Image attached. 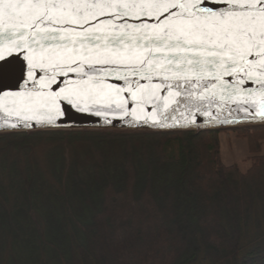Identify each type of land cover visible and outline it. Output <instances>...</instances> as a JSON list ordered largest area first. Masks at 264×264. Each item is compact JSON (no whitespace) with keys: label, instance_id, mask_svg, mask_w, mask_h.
Masks as SVG:
<instances>
[{"label":"snow or ice","instance_id":"snow-or-ice-1","mask_svg":"<svg viewBox=\"0 0 264 264\" xmlns=\"http://www.w3.org/2000/svg\"><path fill=\"white\" fill-rule=\"evenodd\" d=\"M109 12L112 19H98ZM124 17L155 23H114ZM156 72L178 88L210 73L230 97H252V87L243 86L258 83L255 98L244 102L264 117V0H0V97L35 116L37 128H60L56 118L69 108L134 116L135 106L155 99ZM179 96L163 108L185 102ZM189 124L202 126L194 116ZM127 126L166 127L156 119ZM12 130L21 129L0 117V131Z\"/></svg>","mask_w":264,"mask_h":264},{"label":"rangeland","instance_id":"rangeland-1","mask_svg":"<svg viewBox=\"0 0 264 264\" xmlns=\"http://www.w3.org/2000/svg\"><path fill=\"white\" fill-rule=\"evenodd\" d=\"M171 138L166 131L144 129L0 132V202L10 209L9 215L0 212L1 220L9 223L10 241V246L3 243L0 248V264L10 248L11 264H60L59 254L71 251L66 227H74L79 219L85 225L89 212L91 232L82 236L85 248L95 250L101 222L104 229L100 236L104 232L108 245L115 238V245L120 241L119 248H125L127 243L120 238L123 233L135 237L133 241L144 233L156 234L164 243L167 264H190L196 257V245L187 243L170 214L155 212L152 207L158 198L174 200L179 192L175 189L180 185L181 167L163 158L164 146ZM220 143L226 166L238 164L242 171L250 168L247 140L222 132ZM23 178L32 181L31 192L22 189L11 196L8 186L14 187ZM144 203L153 204L146 209ZM105 206L111 210L105 212L108 214L103 212ZM68 209L73 212L69 226L65 222ZM123 209L125 214H117ZM183 213L184 227L193 239L197 220L194 214L187 211V219ZM156 239L150 245H155ZM112 250L114 246L109 248Z\"/></svg>","mask_w":264,"mask_h":264},{"label":"trees","instance_id":"trees-1","mask_svg":"<svg viewBox=\"0 0 264 264\" xmlns=\"http://www.w3.org/2000/svg\"><path fill=\"white\" fill-rule=\"evenodd\" d=\"M222 132L227 135L235 134L237 138L248 141L251 155L248 161L251 166L247 171H242L238 164H224L220 143ZM62 133L58 132L57 135ZM168 134L172 135V138L164 146L163 158L181 167L180 185L175 189L179 192L174 200L163 196L158 198L155 206H152L153 203H144V208L147 209L148 205H151L155 212L170 214L172 221L183 230V238L187 243L193 241L197 247L196 257L190 264H264V125L210 131H169ZM20 181L14 187L8 186L7 191L11 196L18 192L20 194L22 189L31 192L32 181L28 178ZM180 195H184L185 202L184 197ZM73 203L75 205V202ZM107 209L109 208L105 206L103 212H111ZM124 209L117 214H125ZM183 210L187 219L188 211V215L194 214L197 220L195 235L191 234L194 240L190 239V234L184 227ZM0 212L9 215L10 209L0 202ZM65 214V222L68 225L73 212L68 209ZM89 214L91 220L87 219L85 225L84 221L79 219L74 227L72 226L73 229L69 225L66 227L71 251L64 255L59 254L60 264H167L162 253L164 243L161 239H156V234L149 236L144 233L145 236L133 241L135 237L123 233L120 238L127 243L125 248H119L120 241L116 246L115 238L109 240V246L104 232L100 236L104 229L100 225L101 222L98 225L100 235L95 238L94 251L97 255L94 254L93 250L85 248L82 238L83 232L87 236L91 232L88 227H91L92 215L91 212ZM3 218L7 221L9 219ZM109 219L112 224L113 219ZM0 223V231L3 234L0 248L3 243L10 246L7 234L9 223H4L1 217ZM223 231H226V235ZM155 239L158 240L155 245H150ZM111 246H114L112 253L109 251ZM186 247L190 249L191 245L187 244ZM10 249L1 264L12 263Z\"/></svg>","mask_w":264,"mask_h":264},{"label":"water","instance_id":"water-1","mask_svg":"<svg viewBox=\"0 0 264 264\" xmlns=\"http://www.w3.org/2000/svg\"><path fill=\"white\" fill-rule=\"evenodd\" d=\"M175 11V9H173ZM112 14L109 12L106 15L100 16L101 21L112 19ZM163 19V16L161 17ZM94 23V22H93ZM114 23L140 25L153 24L155 20L142 17L135 19L131 17H124L115 19ZM100 67V66H97ZM137 80L140 84L148 85L147 80L139 79V77H130ZM72 79H77L75 74H72ZM224 80L231 79L233 85L236 80L234 77L225 75ZM109 83H114L111 78ZM176 80H163V77L156 72L152 75L151 85H160L154 93L155 99H146L142 105L133 106L129 102L128 107H134L135 115H125L119 110H101L97 115L95 110L80 112L73 108H69L63 115L57 117V123H62L60 128H44L35 127L36 117L31 114H24L13 111L11 100L7 97H0V117H3L7 124H16L21 130L0 131V132H29V131H61L70 129H119V130H149V131H210L218 129H232L247 125H264V117L253 116L251 113L255 112V108L250 104L244 102L245 100H252L258 93L261 85L253 81L246 80L243 87L251 86L253 89V96L248 97L241 93L239 97H230L227 88L221 89L220 81L212 79L209 73L203 80L194 81L185 84L179 81L180 87H176ZM172 84V96L169 95L168 85ZM207 85V87H205ZM179 91L180 96L175 97L178 100L185 101L180 104L169 103L167 108H163L166 100H171L175 93ZM191 92L194 95L187 96ZM203 96V99L200 97ZM191 101V102H188ZM187 103V106H186ZM198 105V107H197ZM196 117L198 123L202 126L197 127L189 124L192 117ZM144 119H148L149 123L152 119L161 121L166 127H128L127 123L132 122L139 125ZM110 122V123H109ZM27 123L32 127L25 128Z\"/></svg>","mask_w":264,"mask_h":264}]
</instances>
